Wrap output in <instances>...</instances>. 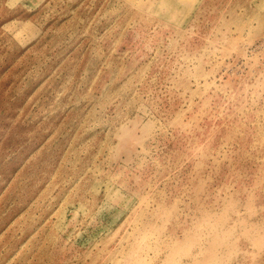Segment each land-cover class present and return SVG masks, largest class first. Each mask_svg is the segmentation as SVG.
Listing matches in <instances>:
<instances>
[{"label": "rangeland", "instance_id": "1", "mask_svg": "<svg viewBox=\"0 0 264 264\" xmlns=\"http://www.w3.org/2000/svg\"><path fill=\"white\" fill-rule=\"evenodd\" d=\"M0 264H264V0H0Z\"/></svg>", "mask_w": 264, "mask_h": 264}]
</instances>
